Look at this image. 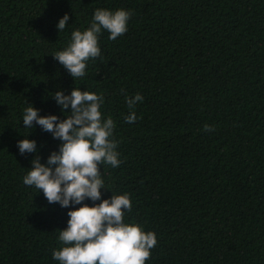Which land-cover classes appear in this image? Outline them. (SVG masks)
Listing matches in <instances>:
<instances>
[{"label":"trees","instance_id":"trees-1","mask_svg":"<svg viewBox=\"0 0 264 264\" xmlns=\"http://www.w3.org/2000/svg\"><path fill=\"white\" fill-rule=\"evenodd\" d=\"M96 9L130 11L128 31L102 30L101 56L75 80L52 55ZM74 88L103 94L122 161L100 166L101 200L83 203L128 194L124 222L157 236L146 264H264V0H0V264H59V230L83 205L23 183L62 143L25 128L23 111L66 119L54 93ZM25 138L38 152L20 154Z\"/></svg>","mask_w":264,"mask_h":264},{"label":"clouds","instance_id":"clouds-1","mask_svg":"<svg viewBox=\"0 0 264 264\" xmlns=\"http://www.w3.org/2000/svg\"><path fill=\"white\" fill-rule=\"evenodd\" d=\"M131 15L124 9L115 12L96 9L90 27L73 31L69 45L53 54V58L75 80L84 77L87 62L101 56L98 34L107 30L108 39L115 41L128 31ZM68 21L67 14L60 19L57 25L60 33ZM54 99L61 111L66 112L70 107L66 119L40 116L32 105L23 111L25 128L39 125L43 131L52 133L54 139L62 141L59 151L52 152L46 163H41L39 156L32 161L33 167L23 177V183L35 186L39 192L42 190L50 204L59 203L64 208L83 205L68 212V226L59 230L58 235L63 246L53 251V259L59 264H146L157 244V236L145 232L139 224L124 222V211H132L128 194L113 195L95 206L83 203L86 199L101 200V189L106 187L100 166L118 168L122 163L116 150L120 142L113 138L116 123L111 116L104 119L101 112L103 94L74 88L70 95L57 91ZM143 99L139 93L125 97L131 110L124 117L125 123L138 119L134 109ZM203 130L214 131V127L205 124ZM18 148L21 155L38 152L37 142L28 138L18 141Z\"/></svg>","mask_w":264,"mask_h":264}]
</instances>
